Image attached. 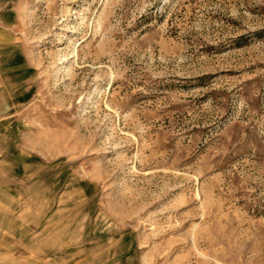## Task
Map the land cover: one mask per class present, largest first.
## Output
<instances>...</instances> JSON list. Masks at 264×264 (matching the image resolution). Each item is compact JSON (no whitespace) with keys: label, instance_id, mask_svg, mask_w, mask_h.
Returning <instances> with one entry per match:
<instances>
[{"label":"rangeland","instance_id":"374dc122","mask_svg":"<svg viewBox=\"0 0 264 264\" xmlns=\"http://www.w3.org/2000/svg\"><path fill=\"white\" fill-rule=\"evenodd\" d=\"M0 264H264V0H0Z\"/></svg>","mask_w":264,"mask_h":264}]
</instances>
